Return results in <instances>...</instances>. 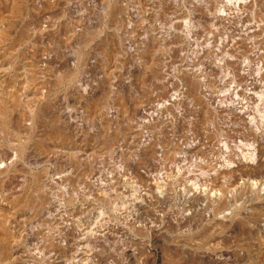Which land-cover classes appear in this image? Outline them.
I'll return each instance as SVG.
<instances>
[{
  "label": "rangeland",
  "instance_id": "1",
  "mask_svg": "<svg viewBox=\"0 0 264 264\" xmlns=\"http://www.w3.org/2000/svg\"><path fill=\"white\" fill-rule=\"evenodd\" d=\"M223 3L55 0L37 12L28 0L16 17L2 4L35 81L25 86L23 62L1 67L0 104L25 105L16 117L46 109L33 134L0 130V158H19L0 184L15 237L0 264H264V0ZM35 54L50 57L47 68ZM78 57L87 66L69 81ZM239 101L253 126L221 113ZM166 104L167 125L156 124ZM145 144L154 155L141 154ZM19 194L32 207L12 206Z\"/></svg>",
  "mask_w": 264,
  "mask_h": 264
},
{
  "label": "bare ground",
  "instance_id": "2",
  "mask_svg": "<svg viewBox=\"0 0 264 264\" xmlns=\"http://www.w3.org/2000/svg\"><path fill=\"white\" fill-rule=\"evenodd\" d=\"M27 1L28 0H4V1L3 0H0V68L1 67H4V66H10L12 68L19 67L20 65H18V62H23V64H22V67L23 68L24 67H28V69L30 68L29 70L27 69V71L29 72V76H26L25 77V86H27V88L30 89L33 86V83L35 81V78H34L35 68H34V66L30 65V62L27 59L22 58L21 60H19L18 57L15 56V54L17 52L16 51V48L17 47H20L24 43L25 38L24 37H21V36L14 38L13 35H12V27L9 26V25H8V27L7 26L4 27V25H5L6 21H7V18L5 16V14H3L4 7L2 6V4L7 5L8 9H9L10 16L16 17V16H21L22 15L23 10H25V3ZM31 1L35 4V8H36V11L37 12L45 11V10H47L49 8H52L55 5V0H31ZM218 1H221V5H222V1H223L224 2L223 3L224 4L223 7L226 8V9H228V8L231 9V7H234V5L232 4V0L231 1H229V0H227V1L218 0ZM252 2H253V0H249L248 5L249 4L251 5ZM242 4L245 5L246 3L243 2ZM237 5H241V2L238 3ZM235 7H237V6H235ZM219 19H221L220 16H219ZM40 31H42L44 33H49L48 31H46L45 29H42V28L40 29ZM54 34H56V33H54ZM35 56H36V54H35ZM44 56L45 55H43V54H41V56H39V57L36 56V58L34 59V62L39 67H45V68H47L48 65H47V63L45 61H49L50 60V57H44ZM46 56H49V55H46ZM54 59L56 61L58 60L61 65L63 64V62L59 59L58 56H54ZM87 61H88V59L86 57H78V60L76 61V63L72 65V67H73L72 71L73 72H71L72 74L70 75L69 81H71V80L74 81L75 79L78 78V76L80 75V73L83 70V68L87 66ZM65 64L67 65L68 62L66 61ZM184 75H185L184 76L185 83L189 86V88H188V94L199 96V93H200V84L197 81V79H198L197 76L195 74H192L191 75L190 73H185ZM154 76L156 77V75H154ZM165 81H167V80H165ZM131 85L132 84H130V85L128 84L129 87H131ZM126 90H127V88L125 87V91ZM121 91L124 92L123 90H121ZM84 94H85V99L87 97H89L87 99H88L89 102H92L91 105L94 106V108H98L99 107V105L97 103L98 102L97 101L98 100L97 99L98 90L96 88H93L92 90L91 89L88 90L86 88L84 90ZM113 94L114 93H112V95ZM5 101L6 100H4L3 102H5ZM169 101L172 102L171 104L176 105L179 102V99L174 97V98H170ZM15 102H17L16 99L12 97V102H11L12 105L11 106H8V104H3V103L0 104V130H4L5 131V130H10L13 127H16L18 129H20V128L27 129V130H29V133L33 134L35 131L38 130V128L45 121V112H44V110L46 109V107L44 106V110H43L41 107L32 106L30 108L29 112H28V115H24V116L21 115L22 117L21 116L16 117L15 116V111H17V109H19L22 105H20V102H18V103H15ZM168 105H170V104H166L165 106H157V107H155L156 110L154 112V117H155L154 120H155V123L156 124H158L161 121H163V123H164L163 125L164 126L167 125V123L165 122L166 119L163 120L164 117H163L162 113H163L165 107H167ZM24 106H22V107H24ZM104 109H105V107H104ZM136 109H137L136 110V113H137V116L138 117H143L145 115V112H146V108L145 107H141V105H140V107H138ZM219 109H220V111H221L222 114L228 113V114L233 115L235 118L240 119V120H243V121L244 120L246 121L247 117L248 116L249 117L251 116V112L249 111L248 107H246L244 105V103H242L241 101H239V103H233V104H229L227 106L220 105ZM59 113H60V111H59ZM68 117H70V116H68ZM248 123L253 126V124L254 123L256 124L257 122L255 120H253V118H251ZM263 123H264V121H263ZM173 125H174V123H173ZM1 133L3 134V132H1ZM55 137H59V136L56 135ZM63 141L65 143H67L66 140H63ZM63 141H62V143H64ZM56 142L61 143V141L58 140V139L56 140ZM140 144H141V142H140ZM140 151H141V154H143V155H154V153H155L154 150L149 149L148 144H145V146H143L142 149H140ZM14 157H16V156H14ZM162 158H164V157H162ZM0 159H1L0 160V184H3L4 182H6L8 180H13L14 179L13 178L14 177V174L17 172V169H18V161H19V158L16 161L11 160L12 162L11 161L8 162L7 160L3 161L4 159L2 160V158H0ZM30 176H31V174H30ZM15 178H16V176H15ZM17 188H19V187L17 186ZM11 190L13 191V189H11ZM14 190H15V188H14ZM46 194L47 193H45V195ZM10 197H12V196H10ZM7 200H8V198H5L3 195H0V234H1L0 235V263L1 262H4V261H9L13 257V255L15 254L13 252V250H12L13 249V246L12 245H13V242H14L15 237L12 234L11 229L9 227V222L10 221L8 219V216L5 214V210H4L5 207L3 208V203L4 202H7ZM46 201H47V199H44L42 201V203L45 202L44 204L47 205ZM32 203L33 202H32V200H31V198L29 196H25V195H22V194L20 195L19 194L17 197H15L13 199L11 205L14 206L15 208H17V210L19 209V210L25 211L28 208L32 207ZM218 205H219V203H218ZM67 229H68L67 231H69L71 233L73 232L71 227L70 228H67ZM67 238H68V235L65 236V240Z\"/></svg>",
  "mask_w": 264,
  "mask_h": 264
}]
</instances>
